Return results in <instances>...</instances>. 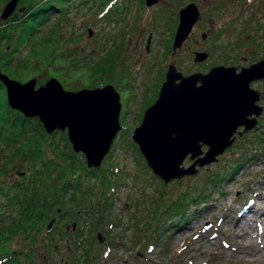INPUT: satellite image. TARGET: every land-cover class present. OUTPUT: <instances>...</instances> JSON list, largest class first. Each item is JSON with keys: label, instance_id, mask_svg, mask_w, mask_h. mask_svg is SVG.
<instances>
[{"label": "rangeland", "instance_id": "rangeland-1", "mask_svg": "<svg viewBox=\"0 0 264 264\" xmlns=\"http://www.w3.org/2000/svg\"><path fill=\"white\" fill-rule=\"evenodd\" d=\"M63 1L67 5L62 13H50L34 25L31 35H22L26 33L24 21H19L28 3L17 0L6 18L0 16V32L12 34L11 39L8 35L0 40L9 65L6 70L20 81L35 77V86L50 76L71 90L111 83L119 92L122 127L96 170L86 166L81 151L69 147L68 152L84 159L85 168L78 178L91 193L86 197L78 194L81 202L76 204L71 195L64 196L65 212L55 204L51 210L45 204L47 215L36 209V225L29 233L17 230L9 244L6 242L9 251L26 250L18 258L23 264H264L246 254L233 255L231 250L238 245L229 227L219 220L221 216L233 220L236 210L252 201L264 207V78L250 82L260 91L258 103L263 106L256 124L247 130L238 126L232 143L211 162L196 165L192 174L163 181L146 164L131 137L145 107L157 96L169 63L187 74L207 71L215 64H232L239 70L264 58V0H157L151 5L145 0ZM190 1L197 3L200 15L182 45L172 52L178 9ZM6 2L0 0V13ZM201 32L206 33L205 38ZM196 50L207 51V57L193 61ZM98 60L104 75L95 70ZM0 71L7 74L1 66ZM12 109L20 112L7 103L3 84L0 123L5 119L9 123ZM65 132H46L32 144L47 159L55 153L52 144L58 142L59 156L67 151L62 138ZM201 149L206 150L207 145L202 143ZM2 161L7 162L0 167V187L32 175L20 154L0 155ZM192 161L187 155L182 165ZM207 179L215 182L209 185ZM56 183L58 186L59 181ZM190 189L200 194L192 202L181 196ZM0 209L2 227L8 224L4 216L8 211ZM246 229L250 234L264 232V222ZM214 230L218 235L206 241L203 235ZM18 259L6 264L20 262Z\"/></svg>", "mask_w": 264, "mask_h": 264}, {"label": "water", "instance_id": "water-1", "mask_svg": "<svg viewBox=\"0 0 264 264\" xmlns=\"http://www.w3.org/2000/svg\"><path fill=\"white\" fill-rule=\"evenodd\" d=\"M156 1L145 0V3L151 5ZM16 2L7 0L0 16L6 18ZM199 15L194 1L178 9L172 52L188 37ZM200 36L205 38L206 33L201 32ZM149 39L150 33L146 47ZM207 55V51L196 50L193 61H201ZM262 78L264 58L239 70L236 65L215 64L207 71L187 74L175 63H169L157 96L131 130L133 141L153 173L163 181L192 174L197 170L196 165L211 162L232 143L238 126L242 125L243 130L252 128L263 106L258 103L260 91L250 82ZM0 80L11 107L25 116H37L46 132L66 129L72 149L83 153L86 166L100 165L122 127L119 92L113 84L71 90L50 76L35 86V77L19 81L2 71ZM202 143L207 145L204 151ZM187 155L193 161L184 166L182 162ZM97 237L102 240L99 233Z\"/></svg>", "mask_w": 264, "mask_h": 264}, {"label": "trees", "instance_id": "trees-1", "mask_svg": "<svg viewBox=\"0 0 264 264\" xmlns=\"http://www.w3.org/2000/svg\"><path fill=\"white\" fill-rule=\"evenodd\" d=\"M102 1V0H96ZM23 2L28 3L26 9L20 14V20L24 21L22 32L26 35L32 34V29L34 25L45 21L49 14L62 13L63 5H67L63 0H23ZM24 16V17H22ZM15 24H18L17 22ZM28 33V34H27ZM12 34L8 31L0 32V40L4 37ZM25 41H23L24 43ZM5 53L4 48L0 50V66L9 76L11 75L6 69L9 67L7 60L3 58ZM95 66L96 72L103 74L101 68L98 67L99 60L96 61ZM104 75V74H103ZM12 77V75L10 76ZM15 78V77H12ZM17 79V78H15ZM18 80V79H17ZM20 81V80H19ZM3 83L0 81V87ZM13 115L9 120V123L1 121L0 123V155L8 154H20L21 159L25 160L27 166L32 169V175H23L19 178L8 181L0 187V208H7L8 213L4 216L7 218L6 225L0 226V253L5 252L0 255L2 257V264H6L8 260L15 258H20L21 255L26 254L27 251H23L18 248H12L9 251V246L6 247V242H10L12 235L18 233L17 230L30 232L31 228L35 224L37 219L36 209H39L40 213L46 214V205L50 210L54 204L57 208H60L62 212H65L68 208H64V196L67 194L71 195L73 203H80L78 200V194L86 197L91 193L83 188L82 182L79 177V173L85 168L84 159L82 161L78 160L75 156V152H68L71 144L68 141L67 134H64L62 138L65 140V147L67 151H61L58 155V142L52 144V150L55 153L48 157L47 159L41 156L40 148L35 146V139L38 135H46L45 129L37 116H25L17 110H13ZM3 122L5 124H3ZM56 129L54 131H57ZM66 130V129H65ZM66 133V132H65ZM245 142V141H244ZM7 148L9 150H7ZM7 161L0 162V167H4ZM89 168V167H88ZM95 170L97 169L94 167ZM94 170V169H93ZM102 177V176H101ZM210 184L213 185L214 179H207ZM57 181L59 185L57 186ZM83 188V189H82ZM191 190V189H190ZM188 193L190 197L188 198ZM200 193V191H199ZM183 194V195H182ZM181 196L183 198L194 201L200 194H195L191 191L182 192ZM60 195V201L57 203V196ZM82 200V198H81ZM80 201V202H78ZM183 201V199H181ZM66 209V210H65ZM0 211H2L0 209ZM0 221L3 214L0 213ZM2 223H0L1 225ZM8 242V244H9ZM35 241H31L33 244ZM30 251V248H28ZM20 262L11 264H23V260L18 259Z\"/></svg>", "mask_w": 264, "mask_h": 264}, {"label": "bare ground", "instance_id": "bare-ground-1", "mask_svg": "<svg viewBox=\"0 0 264 264\" xmlns=\"http://www.w3.org/2000/svg\"><path fill=\"white\" fill-rule=\"evenodd\" d=\"M250 198L251 197L248 199ZM249 214L253 215L248 216ZM219 220L221 222H225V224L229 227V231L233 235L232 240L236 245H238V247H234L231 250L233 255L238 256L246 254L247 256H251L250 259L254 262L256 259L264 260V257H262V254H264V232L262 230H258L255 233L250 234L246 229V227H252V224H258L260 221L264 222V207L259 208L258 206H255L252 201L247 205H241V207L236 210V217L233 220L224 218L223 216H221ZM204 227H206V225H204ZM237 229L241 230V232L236 231ZM214 235H218L216 230L209 232L208 235H203V238L206 241H210V238ZM237 236L243 237L238 238ZM243 239L246 241L245 243H243ZM221 253H223V251H221Z\"/></svg>", "mask_w": 264, "mask_h": 264}, {"label": "flooded vegetation", "instance_id": "flooded-vegetation-1", "mask_svg": "<svg viewBox=\"0 0 264 264\" xmlns=\"http://www.w3.org/2000/svg\"><path fill=\"white\" fill-rule=\"evenodd\" d=\"M194 26V25H193ZM193 28V27H192ZM117 134V133H116ZM111 146H112V144H111ZM111 146H110V148H111ZM110 150V149H109ZM90 168V167H89Z\"/></svg>", "mask_w": 264, "mask_h": 264}]
</instances>
